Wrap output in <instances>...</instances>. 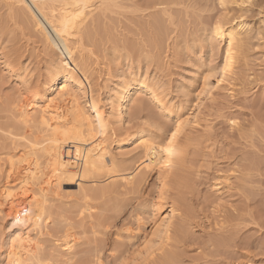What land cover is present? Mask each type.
Here are the masks:
<instances>
[{"label": "rangeland", "instance_id": "rangeland-1", "mask_svg": "<svg viewBox=\"0 0 264 264\" xmlns=\"http://www.w3.org/2000/svg\"><path fill=\"white\" fill-rule=\"evenodd\" d=\"M67 1L47 0L45 7L57 11ZM89 1L93 13L73 39L76 54L108 118L110 130L104 139L110 136L105 144L115 173L125 175L131 167L139 168L131 186L121 179L100 177L95 183L82 182L88 193L85 199L74 184H61L50 194L44 207L47 224L26 229L40 245L39 261L139 264L135 255L152 238L160 219L172 213L170 240L146 264H264V18L260 15L264 0H252V6L241 9L221 8L219 0ZM29 15L23 4L0 0L2 128L20 127L17 101L21 96L31 100L55 75L62 57L51 49V42L43 41ZM240 15L248 29L238 44L234 87L214 88L199 101L204 87L218 77L226 54V43L212 31ZM137 82L146 87L143 95H137L138 107H129L124 123H118L113 112L118 102L110 106L113 92L126 91ZM64 87L60 82L52 99L58 100ZM85 92L86 97L73 95L93 121L85 107L89 97ZM147 94L154 95L153 102ZM37 110L38 106L32 108L33 117ZM191 116L198 123L176 137L180 152L164 183L155 169L141 170V141L124 146L125 135L144 130L143 141L163 145L178 121ZM232 120L238 123L233 125ZM113 131L118 136L110 135ZM21 145L0 137V161L22 157ZM105 183L107 189L94 195L92 191ZM10 221L14 222L3 206L0 264H8L18 229ZM66 230L73 239L69 252L63 249Z\"/></svg>", "mask_w": 264, "mask_h": 264}, {"label": "bare ground", "instance_id": "bare-ground-1", "mask_svg": "<svg viewBox=\"0 0 264 264\" xmlns=\"http://www.w3.org/2000/svg\"><path fill=\"white\" fill-rule=\"evenodd\" d=\"M9 1L25 6L31 15H29L30 19L33 22L35 21L37 33L42 36L44 42H51V49L56 53H60L58 58L62 56L54 68L55 75L45 81L44 87L35 91L31 96V100L26 96H21L17 101L15 111L17 112L16 118L21 123L20 127L11 125L0 127V137L9 140L14 146L20 144L24 146L23 156L21 155L22 157L19 159L14 160L15 155H13L8 162L2 163L0 161V177L4 176V181L0 184V210L5 206L13 221L15 219L21 221L17 224L18 229L11 242L9 257L7 258L8 264H25L31 263L33 260H36V264H42L44 262L39 261L36 254L40 245L26 229L29 226L40 228L41 224L43 226L47 224L48 216L44 213V207L47 199H49L48 196L54 194L61 184H74L78 186L85 199L88 193L87 190L83 189L82 182L91 181V183H95L100 177L121 179L126 182V186H131L135 171L139 167H131L125 175L115 173L113 159L109 155L108 145L105 144L110 136L105 138L106 141L104 139V135L109 134L107 130H110L108 121H106L108 118L105 120V112L100 109L101 107L98 104L100 102L93 95L90 79L84 70L85 67L80 65L77 56L76 43L73 42V39L80 27L93 13L90 1L68 0L57 11L54 10L55 8L46 9L47 0ZM252 4L253 2L250 6ZM225 5L241 9L248 5V0H225ZM240 16L233 17L229 23L226 22L227 24L219 23L221 24L219 30L217 24L213 29L214 31H212L213 34L215 33L216 38L226 43V54L218 77L214 79L213 85L204 87L203 96L197 98L199 101L202 98L209 97L214 88L226 84L232 88L234 87L231 80L237 61L238 44L241 43L243 34L248 29V24L241 20ZM229 43L231 44V52L228 49ZM226 66L228 71H225ZM77 73L82 76V80ZM60 82L65 84L63 90L66 92L63 91L64 93L61 94L58 100L52 99V95L57 90ZM67 88H70V91ZM145 88L143 82H137L127 86L126 91L113 92L112 99L114 100H110V106L118 102L113 111L118 123H124V114L129 107L134 109L138 107L137 95H143ZM85 89L88 90L89 94L85 107L88 106L93 121L91 116L84 111L86 108H81V104L77 103L79 99L77 100L73 95L74 92H77L86 97L87 92H85ZM68 92H73L71 96L74 97H71ZM146 96L150 101H154L153 94H147ZM34 106H38V116L36 117H33L31 112ZM197 123L196 116L179 120L175 129L177 131V125H179L176 137L186 126L195 127ZM112 134L116 135L114 131L110 135ZM125 136L124 146L141 141L140 146L144 149V156L139 164L141 170L150 172L155 169L162 175L160 179L164 183L180 152L179 145L175 144L176 137L172 138L170 134L163 145H156L151 141H145L146 139L142 140L145 136L144 130ZM169 140L172 141L171 144L168 143ZM165 149H170L172 155H169ZM107 157L108 159H106ZM5 166L7 167L6 170L3 168ZM136 181L134 180V182ZM105 184L106 187L102 185L103 188L99 190L93 189V194L96 195V193L106 190L107 183ZM76 191L78 190L76 189ZM153 208L154 211L159 212L160 208L158 206L154 205ZM88 210L89 208L85 209V211ZM157 214L159 215V213ZM172 215L170 213L166 218L162 217L160 219L152 232V238L148 243L146 242L138 255H135L137 256L135 260L139 264H146L156 252L162 251L166 246L171 238ZM65 232V235H63V249L69 252L72 248L73 239L68 230Z\"/></svg>", "mask_w": 264, "mask_h": 264}, {"label": "snow or ice", "instance_id": "snow-or-ice-1", "mask_svg": "<svg viewBox=\"0 0 264 264\" xmlns=\"http://www.w3.org/2000/svg\"><path fill=\"white\" fill-rule=\"evenodd\" d=\"M219 3H220V7L221 8H224L225 7V0H219ZM248 5H251V0H248ZM85 7H87V5H85ZM260 15H261V18H264V7H261V9H260ZM240 19L243 20L244 17L241 16ZM217 28L219 30V24L217 25ZM228 49H229V52H231V44L230 43L228 44ZM225 71H228L227 66L225 67ZM231 123L233 125H235L238 122L236 120H232ZM178 131H179V125H177V131H173L171 133L172 138H175L176 137ZM168 143L171 144L172 141L169 140ZM165 150L168 151L169 155H172V151L170 149H165ZM10 223H11L12 227L14 228V227H16L17 224L21 223V221L19 219H15L14 222H11L10 221ZM5 227H7V225ZM113 255H115V253H113ZM124 264H126V262H124Z\"/></svg>", "mask_w": 264, "mask_h": 264}]
</instances>
